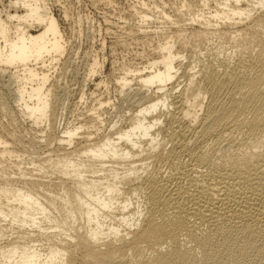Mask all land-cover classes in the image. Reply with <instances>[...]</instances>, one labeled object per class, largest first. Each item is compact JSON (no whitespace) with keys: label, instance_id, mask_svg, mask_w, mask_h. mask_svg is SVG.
<instances>
[{"label":"bare ground","instance_id":"bare-ground-1","mask_svg":"<svg viewBox=\"0 0 264 264\" xmlns=\"http://www.w3.org/2000/svg\"><path fill=\"white\" fill-rule=\"evenodd\" d=\"M201 1L199 30L179 25V43L165 34L157 59L123 66L136 110L62 129L46 71L67 50L59 21L44 0L0 12V113L33 130L0 117V264H264V0ZM141 2L146 23L157 8ZM228 35L238 58L182 69L177 44Z\"/></svg>","mask_w":264,"mask_h":264},{"label":"rangeland","instance_id":"rangeland-1","mask_svg":"<svg viewBox=\"0 0 264 264\" xmlns=\"http://www.w3.org/2000/svg\"><path fill=\"white\" fill-rule=\"evenodd\" d=\"M44 1L47 11L59 21L62 34H64V38L68 43L66 53L59 60V64L46 68L47 72L50 71L48 73L50 84L57 85V96L60 95L57 101L59 105L57 104L56 122L60 124L59 122L62 121L60 129L66 123L78 124V121H82L84 124L86 121L88 122L90 120L89 115H92L95 110L98 111L99 115L98 113L93 115L101 116L100 118L105 120L106 125L113 124L119 119V116H129L136 110L139 103L134 92L142 85L138 84L137 78L131 76V86L122 89L118 81L125 71L123 66L142 68L147 63L152 62L150 59L158 58L165 34H170L176 43H179V25L186 26L187 33L201 28L199 23H193L190 20L202 8L201 0H144L149 3V6L157 8L156 18L153 17L152 20L146 23L142 22L140 13L135 12V10L142 7L141 0ZM214 6L215 3H211L210 7L212 9H216ZM0 12L3 18L7 19V13L21 15L23 10L19 5L12 4L11 0H0ZM10 22L16 23L15 21ZM157 28L159 31L161 30L160 36L153 34ZM31 31L36 33L38 29H32ZM146 31L152 32L151 35H146ZM232 36H223L219 40L215 38L211 42L202 40L198 48L194 45L195 41L193 39L187 40L189 44L187 43L188 47L185 48V45L182 47L177 44L175 52L180 50V55H185V58H182V69L187 66L190 69L198 65V61L202 62L200 64L209 63L210 61L216 64L222 58L233 56L238 58V54L233 55L232 53L235 50L232 47L233 41L229 39ZM95 60H97L98 65L96 73L92 74L90 68ZM198 69L199 67L195 68V70ZM7 79L0 76V95L3 94L4 90L7 91L4 84ZM178 79L180 82L174 80L172 84L168 85L170 92L174 93L184 85V82L181 83L183 78ZM173 87L176 88L173 89ZM142 89L148 90V87H142ZM152 90L149 91V94ZM102 103H104V108L100 109ZM0 117L3 126L5 125L6 128L10 126V130L11 128L15 129L16 133H21L24 140L28 138L27 135L33 132L30 123V125L24 124V126L21 124L22 127H20L17 124L11 125L10 120L4 113H0ZM122 123L125 125L124 121ZM90 125L88 123L83 132H93L94 128L86 129ZM26 129L28 131H25ZM30 130L31 132H29ZM41 131L42 129L39 130L40 133ZM102 131L99 133L102 134ZM85 134L83 133L79 138L83 140ZM170 145V143L167 144L168 147ZM50 148L51 151L55 149L54 145ZM53 153L55 154V152Z\"/></svg>","mask_w":264,"mask_h":264}]
</instances>
